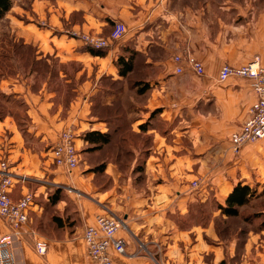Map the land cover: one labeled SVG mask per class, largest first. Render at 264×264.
<instances>
[{
	"label": "crops",
	"instance_id": "crops-1",
	"mask_svg": "<svg viewBox=\"0 0 264 264\" xmlns=\"http://www.w3.org/2000/svg\"><path fill=\"white\" fill-rule=\"evenodd\" d=\"M221 1L22 0L16 7L13 3L2 20L9 22L13 41L31 47L36 62L62 66L60 77L81 82L76 99L63 107L55 105L56 93L47 85L39 95L26 88L20 69L15 81L1 80L2 91L25 99L29 132L37 137L34 143L27 142L12 116L0 119V163L7 162L11 172L24 178L17 182L12 197L35 196L30 222L6 254L12 264H92L83 235L100 214L98 204L78 202L82 227L76 233L56 227L54 233H46L41 223L45 220L46 186L51 183L67 190L69 181L76 180L74 171L69 174L54 164L52 156L46 158L51 154L50 144L66 130L76 135L80 161H87L89 176L93 174L91 165H96L91 160L106 159L101 153L91 156V145L83 139L86 133L147 138L143 145L148 153L146 182L129 185L131 193L122 218L135 242L124 232L117 235L126 242L127 255L138 248L147 255L113 253V264L223 261L221 248L200 240L206 232L211 236L212 228L205 232L197 227L183 230L174 221V216L187 215L189 206L205 196L190 187L198 178L208 179L224 204L240 182L259 192L264 189V140L245 146L239 154L230 150L232 134L247 121L256 101L252 81L239 77L224 83L218 80L224 65L243 66L258 57L264 66V0H240L239 5L223 0L224 6ZM118 23L126 25L125 37L111 44L102 57L89 53L80 36L107 38ZM188 55L202 63L204 76L188 70L177 74L175 57ZM120 57L133 65L126 77L120 76ZM35 71L30 75H38ZM47 75L51 77V73ZM146 84L145 93L139 94ZM122 108H127V113ZM122 116L129 134H121ZM132 149L137 152V147ZM104 171L119 176L118 163L108 159ZM81 179L77 177L78 185ZM104 207L111 211L108 203ZM10 232L0 217V237ZM31 232L36 233V239L47 241L46 256L37 254ZM245 247L248 256L256 255L257 264H264V228L249 232ZM206 255L213 257L209 263L203 260Z\"/></svg>",
	"mask_w": 264,
	"mask_h": 264
},
{
	"label": "rangeland",
	"instance_id": "rangeland-1",
	"mask_svg": "<svg viewBox=\"0 0 264 264\" xmlns=\"http://www.w3.org/2000/svg\"><path fill=\"white\" fill-rule=\"evenodd\" d=\"M26 2L30 3V0H26ZM13 3L14 7H16L22 5V0H13ZM224 3L225 2L222 0L220 5L224 6ZM232 3V5H239L240 0H233ZM9 27L10 24L7 20L0 22V57L3 55L11 56L17 48L16 45H14L16 42L13 41L10 35ZM25 51L26 50H24V52ZM3 65L4 67H9L10 74L14 73L11 76L5 77L6 79L10 78L12 81L17 79V71L20 69L22 76L21 81H24L26 88L31 90L35 95H39L44 85H47L49 91L56 93L53 98L56 106H68L69 103L76 99L81 81L74 78L60 77V71L63 69L62 66L54 64L49 66L42 65L40 66V69L34 66L35 70H41V72L39 76H31L30 73L32 67L30 66V68H27L24 64L23 68V65L21 64L19 65V68L12 57H10V61L4 62ZM47 72H51V77L46 75ZM1 78L2 77H0V85L1 80H3L4 77ZM1 91L0 88V94L3 93L0 96V117L4 115L12 116L24 139L27 142L34 143V140L37 137L29 132L31 120L28 115L29 107L26 104L25 99L20 98V96H17L15 93H5L4 91ZM5 91L7 90L5 89ZM122 111L127 113V108H122ZM122 141L125 142L121 143ZM55 142L50 144L49 152H51ZM145 142H147V138H114L111 145L107 146L104 151L96 153L89 151L91 156H97V153H101L105 159L110 157L112 161H115V155H120L118 157L119 176H113L105 171H91L93 174L89 176L90 172L87 171V161L81 159L78 168L72 174L76 180L77 177L82 178L81 185H78L80 182L79 180L69 181V186H67V190H65L62 188L59 189V187H55L49 183L45 189V198H47L43 214L45 220L41 221L44 231L50 234L54 233L55 227L57 229L66 228L72 233H76L80 230L82 227V221H80V213L78 211V202L80 200H89L93 201L96 205L98 204V209L100 208L101 214H103L101 208L108 203L112 214L122 219L128 204V194L131 193L127 191L129 185L131 183L142 184L146 182L145 161L148 153L145 152V148L143 147ZM120 143L122 148L120 147ZM187 144H191L190 140H188ZM132 147H137L136 153ZM230 150L234 153L231 148ZM50 157L51 154L46 156V158ZM95 161L96 162H93V160H91V164L99 165L103 162L101 158H97ZM105 164L107 165V162ZM195 181H199L202 184L199 191L195 192L200 195L205 194V196H201L198 202L189 206V212L187 215L174 216L175 224L183 230L197 227L205 232L212 228L213 233H211V236L206 232L200 240H202L207 246L222 249L223 261L220 264L259 263L256 255H247L245 243L249 232L258 233L263 230L260 226L261 220L252 219L246 221L245 218L251 214H256L262 211L264 212V197L252 202L249 206L244 207L241 210L242 213L240 217L226 218L221 215L218 209L219 205H224V202L218 199L216 194L211 190V185H209L208 179L203 180L198 178ZM192 183H190V187H192ZM263 190L261 189V192ZM56 192H60V202L55 206L52 204L51 198ZM102 195L104 197H101ZM200 195H197L198 198ZM53 217L57 218L58 221L53 222ZM121 232H124L127 238H130L135 242L133 236L129 233L127 226L122 229ZM232 247L234 249H232ZM136 255L146 256L147 253L145 250H140V248H138L137 252L134 254L128 252L127 257H135ZM156 258L160 261V255L156 256ZM212 258V255H206L203 260L209 263Z\"/></svg>",
	"mask_w": 264,
	"mask_h": 264
},
{
	"label": "built area",
	"instance_id": "built-area-1",
	"mask_svg": "<svg viewBox=\"0 0 264 264\" xmlns=\"http://www.w3.org/2000/svg\"><path fill=\"white\" fill-rule=\"evenodd\" d=\"M127 33L125 24L118 23L107 38L96 36H80L84 43L95 50H106L114 42L122 40ZM177 74H183L186 70L197 76L205 75L202 63L194 57L176 56L174 59ZM231 77L245 78L252 81V88L256 101L248 112V119L241 129L232 134L231 149L235 154L250 144L264 140V66L256 57L252 62L243 66L224 65L218 76L220 83L226 82ZM51 156L58 168L64 169L71 174L80 164V152L76 147V135L72 130L62 132L55 142ZM19 180L24 178L11 172L7 162L0 163V217L10 226L11 232L0 237V264H12L10 257L6 256L16 242L20 241L23 228L27 227L30 219L31 208L35 204V196L31 193L25 194L21 199L14 200L12 193ZM201 182L194 181L192 189L199 190ZM103 214L95 217V223L89 225L84 232L83 241L86 253L92 264H113V253L127 256L126 242L117 237L118 233L126 227L125 222L112 214L108 208H102ZM35 238V250L41 257L46 256L48 251L47 241L36 239L35 232H31Z\"/></svg>",
	"mask_w": 264,
	"mask_h": 264
},
{
	"label": "trees",
	"instance_id": "trees-1",
	"mask_svg": "<svg viewBox=\"0 0 264 264\" xmlns=\"http://www.w3.org/2000/svg\"><path fill=\"white\" fill-rule=\"evenodd\" d=\"M13 6V0H0V22L5 18V16L10 12ZM16 45V51L11 54V56H1L0 57V77H7L11 76L14 73L10 74L9 67H4L3 63L10 61V57L14 60V62L17 63L18 67L19 65L24 64L27 66V68H31V73L33 72L32 70L35 71L34 66L37 68H41L40 66H45L47 65L45 62H36V57H35V51L29 47V46H24L22 44L14 43ZM14 48V47H13ZM24 50H26L24 52ZM87 50L89 53H91L94 56H104L105 55V50H95L93 48L87 47ZM23 51V52H22ZM118 66L120 67V76L126 77L129 73L133 71V65L131 61L129 60L128 62L125 61L123 57H120L117 61ZM20 68V67H19ZM35 72L40 74L41 70H36ZM51 73V72H49ZM47 72V74H49ZM46 74V75H47ZM43 76V75H42ZM1 78V79H2ZM148 84L143 86L141 89L138 90L139 94L145 93V90L148 88ZM3 94V93H1ZM0 94V96H1ZM5 116V115H4ZM4 116L0 117L2 119ZM120 131L122 132L121 134H126L125 131L128 133V124L126 119L122 116L120 119ZM119 138V137H118ZM121 138V137H120ZM122 138H126L125 136ZM128 138V137H127ZM84 141L87 142L89 145H91L90 148H88V151L91 152H100L104 149H106L107 146L111 145L112 141L114 138H112V135L109 133L102 134L100 132H88L84 135ZM125 141H122L121 143H124ZM120 143V147L122 148ZM80 152V151H79ZM120 155H115V163H118V157ZM103 162H101L99 165H95L92 167V172H98V171H104L106 167V162L110 159L108 157L106 160H104L102 157H100ZM59 193L56 192V194L51 198L52 204L57 205L60 202L59 198ZM264 197V190L262 192H259L258 189L252 188L250 185H244L243 183H238L231 194L226 198L225 204L224 205H219V211L222 216L226 218H238L241 216V210L244 207L249 206L252 204V202L257 201ZM192 206V205H191ZM246 221H250L252 219H260L261 224L260 226L264 228V212H258L256 214H251L249 216H246ZM53 222H57L58 219L54 218L52 219Z\"/></svg>",
	"mask_w": 264,
	"mask_h": 264
}]
</instances>
